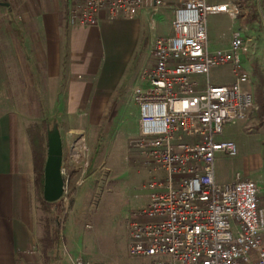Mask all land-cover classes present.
<instances>
[{"label": "built area", "instance_id": "obj_1", "mask_svg": "<svg viewBox=\"0 0 264 264\" xmlns=\"http://www.w3.org/2000/svg\"><path fill=\"white\" fill-rule=\"evenodd\" d=\"M168 0H69L71 27L103 31V21L128 24L147 10L152 23ZM175 3L173 35L158 36L152 63L142 71L144 83L133 97L140 109L139 132L131 149L149 167L150 202L129 223L128 251L151 264H264V206L261 187L240 172L226 183L216 179L218 154L236 156L234 142L217 137L225 124L247 120L256 107L245 67L249 38L246 27H232L229 46L210 48L209 17H246L234 0H171ZM259 17L264 0H256ZM86 50L72 56L88 60ZM92 57V56H91ZM86 63V62H85ZM231 67L233 83L214 84L211 70ZM205 77L204 81L198 79ZM68 149L75 169L86 174L89 147L76 133ZM61 204L71 210L72 169L63 164ZM82 182V181H81ZM80 182V183H81ZM69 256V253H68ZM72 264H106L83 256Z\"/></svg>", "mask_w": 264, "mask_h": 264}, {"label": "rangeland", "instance_id": "obj_2", "mask_svg": "<svg viewBox=\"0 0 264 264\" xmlns=\"http://www.w3.org/2000/svg\"><path fill=\"white\" fill-rule=\"evenodd\" d=\"M163 5L165 7L160 9V17L164 16V18L157 17L158 23L156 25L152 23V16V24L145 19L146 38L139 45L138 58L127 67L120 85L112 93V95L114 94L113 113L116 114L112 115L109 131H105L101 142H99L102 138L100 133L103 134L104 130L98 131L90 137V146H88L90 164L86 174L83 176L80 170L72 172L70 189L74 191L71 210L65 213L64 208H62L63 211L61 212L62 204L59 201L61 205L56 208L58 210L54 213L55 218L60 219L61 227L54 256L57 260L63 257L65 259L63 264H71L72 258L79 256L94 261H104L106 264H151L152 262L149 257H133L128 251V225L134 220L142 219L139 218L138 211L147 206L153 192L147 187L153 178L146 161L131 149L133 141L138 136V119L140 116L139 106L134 102L133 91L142 83L141 73L143 69L153 61V59L150 60V48L157 38L161 25L164 23L168 26L172 23L175 3L168 0ZM241 16L234 20L236 22L221 15L209 17L210 48L212 50L225 46L223 38L230 36L232 27H244L239 19ZM13 20L18 25L24 23V18L19 14ZM0 22L5 28L11 19H0ZM253 26H256L263 34L264 8L259 22ZM14 37V34H8L5 30L0 33V44L2 47L4 46V52H6V58H1L0 61L1 102L11 108L18 106L27 114L26 116L29 114L26 124L30 126L33 123L40 124L42 122L40 103L43 101L47 107L48 120L51 123H58L59 120L62 124L63 136L64 138L67 137V122L64 114H61L60 119H57L55 108L53 113H50L52 100L49 97L56 94L57 85L44 81L37 82L39 88H33L35 84L29 77V61L26 58L30 50L25 49L24 46L18 47L19 42ZM13 40L18 42V53L16 47L13 48ZM84 63L85 61L75 58L74 70L78 78L66 86V95L70 99L79 100L83 96L82 107L86 104L87 97L90 98L91 96L95 83L93 74L96 75L93 68L88 69L90 73L83 72ZM253 65L254 62H247L250 72H252ZM259 66H261L260 70L264 72V61ZM211 78L214 84L231 85L234 81L229 65L213 68ZM198 79L203 82L205 77L199 75ZM254 87L255 81L252 77L244 88L252 91ZM61 110L62 112L69 111L67 108H62L60 113ZM109 122L110 120L106 117L102 119L101 124L107 128ZM76 123H79L78 120ZM217 140L234 142L239 148V153L236 156L226 154L216 156L217 181L220 183L230 182L239 172L245 178L257 181L261 187L259 201L264 206V121L260 119L257 100L256 107L248 119L225 124L223 133L217 137ZM64 149L66 153L69 152L67 142ZM73 168L71 167V169ZM34 176L33 172L30 184V203L38 240L40 241L43 235L46 213H44L42 203L36 193ZM73 200H75L74 204ZM40 258L43 264H46L45 255L41 254Z\"/></svg>", "mask_w": 264, "mask_h": 264}, {"label": "crops", "instance_id": "obj_3", "mask_svg": "<svg viewBox=\"0 0 264 264\" xmlns=\"http://www.w3.org/2000/svg\"><path fill=\"white\" fill-rule=\"evenodd\" d=\"M69 4V0H0V19H11L10 26L7 25L5 28L0 22V33L5 30L8 34L15 35L14 38L19 43L13 40L12 44L13 48L16 47L17 53V43L18 47L24 46L25 49L30 50L26 58L29 61V77L35 84L33 88H39L37 82L44 81L57 85L56 94L49 97L52 100L50 113H53L55 108L57 119H60L61 114L65 116L67 122L65 138L62 133V124L58 120L64 146L66 147V142L69 144L76 133L84 135L87 146H90V137L93 134L104 130L103 134L100 133L102 138L99 142H101L105 131L110 129L112 115L116 114L113 113L114 94L112 93L120 85L127 67L138 58L139 45L146 38L145 19L151 23L152 14L150 10H147L140 19L128 24H114L105 19L103 31L87 33L70 26ZM164 7L165 5H162L159 8L156 15L157 23L160 9ZM173 13L175 17V5ZM17 14L24 18L23 25H18L13 20ZM163 18L164 16L160 17V19ZM231 19L236 20V18ZM239 19L249 30L246 32L250 41L245 67L250 73V80L253 77L255 81L252 91L260 109L263 99L261 90L264 85V72L260 70L259 65L264 61V32L261 34L257 27L253 26L259 22L260 17L254 24L249 23L247 17L241 16ZM173 20L168 26L164 23L161 25L157 37L173 35ZM228 21L231 22L229 19ZM230 36L223 38L224 47L229 46ZM154 43L150 48V60L154 56ZM2 48L3 51H1ZM81 50L91 54L88 60L78 58L86 62L82 71L90 73L88 69L93 68L96 73V75L93 74L95 83L91 96L87 97L83 107L81 106L83 96L79 100H74L66 95V86L78 78L74 70L76 57L72 56V52ZM5 53L4 46L0 44V61L1 58H6ZM248 61L254 62L252 72L247 67ZM141 81L142 83L138 86L144 83L143 79ZM62 108H67L69 111L61 110L60 113ZM40 109L42 117L47 118L48 111L43 101L40 103ZM26 115L20 107L11 108L0 100V264H43L40 258L43 251L38 240L30 203V184L34 164L27 134L29 125L26 124V120L29 114ZM106 117L110 120L107 128L101 124L102 119ZM77 120L79 123H76ZM99 145L101 146V143ZM64 163L72 168L75 167L72 164L70 152L65 151ZM73 171L78 170L73 168ZM44 260L46 264L51 262L63 264L65 259L62 257L60 260L55 259L49 262H46V258Z\"/></svg>", "mask_w": 264, "mask_h": 264}, {"label": "trees", "instance_id": "obj_4", "mask_svg": "<svg viewBox=\"0 0 264 264\" xmlns=\"http://www.w3.org/2000/svg\"><path fill=\"white\" fill-rule=\"evenodd\" d=\"M235 3L241 7L246 12V17L249 23H256L259 18V13L257 9L256 0H234ZM264 82V74H263ZM262 103L260 107V119L264 121V85L261 90ZM42 122L33 123L27 128V134L30 140L32 154H33V164H34V186L36 193L42 203V209L45 215V225L43 230V235L40 239V247L45 255L46 262L50 260H55L54 256L56 253V247L59 242L61 227L60 219L55 218L54 213H56V208L59 207V202L49 203L45 201L43 196L44 191V173L45 164L47 160L48 153V130L51 129L57 122L51 123L45 116H43ZM75 200H73L74 204ZM62 206L60 207L61 212Z\"/></svg>", "mask_w": 264, "mask_h": 264}, {"label": "water", "instance_id": "obj_5", "mask_svg": "<svg viewBox=\"0 0 264 264\" xmlns=\"http://www.w3.org/2000/svg\"><path fill=\"white\" fill-rule=\"evenodd\" d=\"M65 149L61 128L55 124L48 130V153L44 173L45 201L59 202L64 195L65 180L62 174Z\"/></svg>", "mask_w": 264, "mask_h": 264}]
</instances>
